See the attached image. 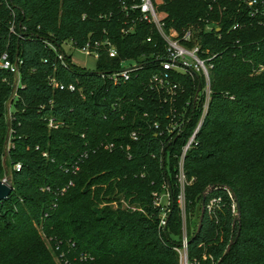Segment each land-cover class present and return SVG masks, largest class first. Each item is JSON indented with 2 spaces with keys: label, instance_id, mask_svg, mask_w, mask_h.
Segmentation results:
<instances>
[{
  "label": "trees",
  "instance_id": "trees-1",
  "mask_svg": "<svg viewBox=\"0 0 264 264\" xmlns=\"http://www.w3.org/2000/svg\"><path fill=\"white\" fill-rule=\"evenodd\" d=\"M258 1L255 16L228 0H162L159 6L167 27L178 31L215 25L199 35L203 48L217 55L211 101L183 155L200 111L190 106L186 128L168 135L171 106L147 88L151 60L129 81L101 77L123 60L150 56L160 44L150 25L132 23L122 11V2L140 0H0V54L9 49L23 62V88L10 118L14 77L0 70V178L12 131L13 186L0 203V264H180L183 208L188 221L198 220L193 233L188 222L191 263L264 264V0ZM13 25L22 37L10 34ZM132 26L133 32H123ZM106 39L118 57L102 55L97 71L72 64L70 56L61 62L47 45L83 47ZM51 77L76 91L52 87ZM179 81L181 112L197 82L189 76ZM49 119L58 127L50 128ZM17 164L19 171L12 169ZM163 193L169 198L164 228L156 204ZM115 194L129 207H111ZM42 237L52 240L51 250Z\"/></svg>",
  "mask_w": 264,
  "mask_h": 264
},
{
  "label": "built area",
  "instance_id": "built-area-1",
  "mask_svg": "<svg viewBox=\"0 0 264 264\" xmlns=\"http://www.w3.org/2000/svg\"><path fill=\"white\" fill-rule=\"evenodd\" d=\"M211 1L212 3H215L218 0ZM228 1L246 6L249 9L250 16H255L259 13L258 6L260 5V3L258 0ZM161 4L162 0H140V2L133 3L131 5L126 4L125 2L121 3L122 11L127 16H133L132 23H134L136 20H139L141 22L147 23L155 30L160 38V44L156 43L154 45L155 51L150 56L144 55L140 59V61L133 59L123 60L121 62L122 66L119 70L101 73V77L113 82L114 84L129 81L136 72L142 70L146 66L145 64L151 60L155 69L149 76L147 88L151 91L165 95L164 102L169 103L171 106L170 122L165 128V131L168 133V135H173L176 132L181 133L186 128L187 124L191 120V116H188L187 113L190 106H192L193 113L197 110L200 111L197 128L188 140L189 146L183 153L184 155L189 149L190 145L194 142L196 134L203 124L211 101V81L212 71L214 69L213 61L217 55L215 53H212L210 50L203 48L199 35L202 31L211 32L214 29L215 25L207 24L204 30L196 27H189L187 29H183L182 31H178L173 27H167V14L159 9V6ZM237 28H239L238 24L234 26V29ZM21 29L22 32L26 31L25 27H22ZM133 30L134 27L132 26L129 29L123 30V32L127 34L133 32ZM9 32L12 36H19V33L14 25L9 28ZM19 37H22V35H20ZM147 42L153 43L154 40L152 37H149L147 38ZM47 45L57 54L58 59L61 62H65V57L70 56L72 64H75L70 52L72 50H80L83 54L96 59L97 62L104 54L107 55L110 59H115L118 57V50L110 39L88 42L83 47H76L71 41L64 42L60 47L49 42H47ZM64 45H71V50L65 51V49L63 48ZM127 62H133V64L126 67L125 63ZM22 63L23 62L19 59V57L13 59L11 51L9 49L3 51L0 54V70L7 71L14 77V80L11 84L12 97L10 99V102L8 103V110L10 115L13 101L17 99L19 89L23 88L20 78V66L22 65ZM186 76H189L197 83L194 86V96L186 102L185 108L180 112L177 109V98L180 94L185 93V89L181 81H179V78ZM49 84L52 87L58 88L60 90L67 89L70 92L76 91V86L74 84L65 85L63 83H59L54 77L50 78ZM201 97L205 98V103L203 104L202 108L198 109L197 102H199ZM48 125L50 128L58 127V125L55 124L54 119H49ZM155 128L160 129V126L158 124H155ZM11 132L12 131H10L9 133L10 135ZM161 134H164V132L161 131ZM9 137L8 141L11 142V139ZM132 137L135 140L137 139L135 133L132 134ZM112 147L113 145L107 146V148ZM43 155L45 157L48 156L46 153H44ZM83 157L86 158L87 154H85ZM20 168L21 165L17 164L12 169L19 171ZM77 169L78 167L75 168V170ZM8 177H11L12 179V170H10L7 175H5V178L3 180H8ZM182 179L184 181V178L181 175L180 180L183 187ZM70 185H72V183H70ZM65 191L66 189L62 190V192ZM181 202L184 203L183 194L180 196V203ZM165 219L166 213H164V217L162 218L160 224L162 228H164L167 224ZM187 247L188 240L186 238L182 247L177 248V251L180 255V264H194L188 260ZM58 249L59 248H57V250ZM81 259L83 260L87 258L81 256Z\"/></svg>",
  "mask_w": 264,
  "mask_h": 264
},
{
  "label": "rangeland",
  "instance_id": "rangeland-1",
  "mask_svg": "<svg viewBox=\"0 0 264 264\" xmlns=\"http://www.w3.org/2000/svg\"><path fill=\"white\" fill-rule=\"evenodd\" d=\"M71 46V45H70ZM70 46L69 45H64L63 48L65 49V51H70ZM71 54H72V59H73V62L79 66V67H82V68H85L87 71H97L98 69V63H97V60L94 59L93 57H89L85 54H83L80 50H72L70 51ZM133 62H127L125 63V66H130L132 65ZM197 108H202L203 107V104L205 103V98H202L199 100V102H197ZM8 116L10 118V113H8ZM12 145V142H7V145H6V148L4 150V153H3V156H2V160H3V163H4V167H5V173H4V176L2 178H0V180H3L5 178V175L8 174V172L11 170V167H10V162H9V158H8V150H9V147ZM188 142L187 144L184 146L183 150H182V153L185 152V150L188 148ZM127 150H129V148H127ZM180 171H182V168H180ZM183 181V179H182ZM112 199H113V202H111L109 205L113 208H117L118 207V204L119 202L122 204L123 208H128L129 207V202L126 201L124 199V196L122 195H118V194H115L112 196ZM156 203H157V207L160 206L162 207V218L164 217V212L167 210V208L169 207V198L168 196L163 193L162 196H160V198H157L156 199ZM181 206L182 208L184 207V203L181 202ZM183 220H184V229H183V233H182V236H181V239L179 240L180 242V245L178 248H181L185 239L187 238V235H188V222L190 224V228H191V232L193 233L195 231V229L197 228V225H198V220H197V217L193 216V219H190L188 221V218L186 216V213H185V210L183 208ZM43 240H44V243L46 244V246L48 247V250H51L52 249V246L53 244L51 243L52 240L51 239H47L46 237H42ZM184 251V250H182ZM184 253V252H183Z\"/></svg>",
  "mask_w": 264,
  "mask_h": 264
},
{
  "label": "water",
  "instance_id": "water-1",
  "mask_svg": "<svg viewBox=\"0 0 264 264\" xmlns=\"http://www.w3.org/2000/svg\"><path fill=\"white\" fill-rule=\"evenodd\" d=\"M212 190V188H208L204 193H203V208H202V212H201V216H200V221H199V227H198V231L200 230L201 226H202V222L203 219L205 217V213H206V208L204 205L205 199L207 194ZM13 191V186H12V179L11 177H8V180H0V203L2 201H5L12 193ZM237 219L239 220L240 217V206L237 203ZM230 248V247H229ZM229 248L227 249L226 253L229 251Z\"/></svg>",
  "mask_w": 264,
  "mask_h": 264
}]
</instances>
